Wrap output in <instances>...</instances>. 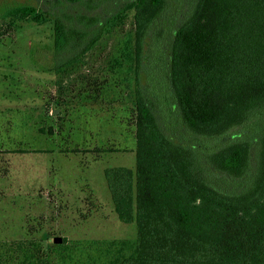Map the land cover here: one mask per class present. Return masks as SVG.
<instances>
[{"label":"trees","instance_id":"1","mask_svg":"<svg viewBox=\"0 0 264 264\" xmlns=\"http://www.w3.org/2000/svg\"><path fill=\"white\" fill-rule=\"evenodd\" d=\"M37 1L2 13L0 33L50 24L45 69L64 78L132 14L107 73L87 83L95 103L109 75L128 86L135 137V169L104 175L136 238L112 241L98 264H264V0ZM61 116L39 132L55 134ZM64 248L26 238L16 264H56Z\"/></svg>","mask_w":264,"mask_h":264},{"label":"rangeland","instance_id":"2","mask_svg":"<svg viewBox=\"0 0 264 264\" xmlns=\"http://www.w3.org/2000/svg\"><path fill=\"white\" fill-rule=\"evenodd\" d=\"M19 4L38 1L0 0V15ZM131 28L132 14L66 78L45 69L50 24L23 20L0 33V264H16L15 243L26 238L51 246L62 237L56 264H98L112 241L136 238V224L116 214L104 175L106 168L136 166L128 86L115 87L109 75L98 93L103 101L87 98L99 87L87 83L103 79ZM58 99L68 103L57 109ZM53 114L62 115L55 134L40 133L54 126Z\"/></svg>","mask_w":264,"mask_h":264},{"label":"water","instance_id":"3","mask_svg":"<svg viewBox=\"0 0 264 264\" xmlns=\"http://www.w3.org/2000/svg\"><path fill=\"white\" fill-rule=\"evenodd\" d=\"M62 237H55L54 238V242L56 243V244H60L61 242H62Z\"/></svg>","mask_w":264,"mask_h":264}]
</instances>
